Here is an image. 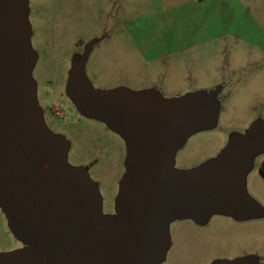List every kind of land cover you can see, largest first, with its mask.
Returning <instances> with one entry per match:
<instances>
[{"label": "water", "instance_id": "95a60500", "mask_svg": "<svg viewBox=\"0 0 264 264\" xmlns=\"http://www.w3.org/2000/svg\"><path fill=\"white\" fill-rule=\"evenodd\" d=\"M28 3L0 0V209L23 245L0 253V264H161L172 222L259 215L246 179L253 158L264 151V122L233 136L202 166L174 170L185 141L215 125L217 93L164 99L152 90L94 89L84 71L87 45L71 60L66 94L78 113L127 145L115 214L103 215L97 186L85 169L67 164V142L46 127L38 106Z\"/></svg>", "mask_w": 264, "mask_h": 264}, {"label": "rangeland", "instance_id": "374dc122", "mask_svg": "<svg viewBox=\"0 0 264 264\" xmlns=\"http://www.w3.org/2000/svg\"><path fill=\"white\" fill-rule=\"evenodd\" d=\"M28 9L38 106L46 127L67 142V164L85 169L97 186L103 215L115 214L126 151L119 135L78 113L66 94L71 60L87 45L84 71L94 89L153 90L167 98L217 93L215 125L185 141L174 170L202 166L233 136L264 122V0H29ZM263 160L264 151L246 179L259 215L243 221L215 215L201 227L172 222L161 264L199 262L214 248L248 252L264 264ZM19 244L0 209V249Z\"/></svg>", "mask_w": 264, "mask_h": 264}, {"label": "flooded vegetation", "instance_id": "af4514ba", "mask_svg": "<svg viewBox=\"0 0 264 264\" xmlns=\"http://www.w3.org/2000/svg\"><path fill=\"white\" fill-rule=\"evenodd\" d=\"M94 44V43H93ZM126 89V88H124ZM127 91L129 92H139L137 90H130V89H126ZM153 91V90H152ZM155 92H158V91H155ZM159 93V92H158ZM161 95V94H160ZM164 99H168L167 97L161 95ZM113 132V131H112ZM114 133V132H113ZM116 134V133H115ZM119 138L122 140V142L124 143V147H125V151H126V155H127V145H126V142L125 140L119 136ZM125 159H126V156H125ZM264 162V160L261 162V164ZM261 166V165H260ZM259 172V170H258ZM259 175L261 176V174L259 173ZM262 177V176H261ZM262 179L264 180V178L262 177ZM191 221V220H190ZM193 222V221H192ZM195 226L197 227H201L203 225H205L207 222L203 223V224H197L195 222H193ZM200 247H202L203 250H209L211 249L212 246H207L205 244H202L200 245ZM20 248H23V245L20 243L19 246H16L15 248H10V249H0V253L2 252H10V251H13V250H17V249H20ZM251 254H249L248 252H236V253H233L231 255H224V254H221L220 251H218V249L214 248V252L213 254H211L210 256H208L207 258L203 259L202 261H197V262H193L191 264H211L212 262L214 261H217V260H237V259H243V258H248V257H251L253 259L254 256H250ZM255 259V257H254ZM255 264H258V262L255 261Z\"/></svg>", "mask_w": 264, "mask_h": 264}, {"label": "trees", "instance_id": "16d2710c", "mask_svg": "<svg viewBox=\"0 0 264 264\" xmlns=\"http://www.w3.org/2000/svg\"><path fill=\"white\" fill-rule=\"evenodd\" d=\"M259 173L261 174V176L264 178V162L261 164V166L259 167Z\"/></svg>", "mask_w": 264, "mask_h": 264}]
</instances>
